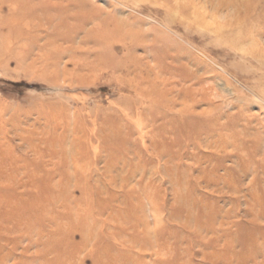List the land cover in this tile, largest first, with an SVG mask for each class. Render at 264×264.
Wrapping results in <instances>:
<instances>
[{"label": "rangeland", "instance_id": "obj_1", "mask_svg": "<svg viewBox=\"0 0 264 264\" xmlns=\"http://www.w3.org/2000/svg\"><path fill=\"white\" fill-rule=\"evenodd\" d=\"M0 264H264V0H0Z\"/></svg>", "mask_w": 264, "mask_h": 264}, {"label": "bare ground", "instance_id": "obj_2", "mask_svg": "<svg viewBox=\"0 0 264 264\" xmlns=\"http://www.w3.org/2000/svg\"><path fill=\"white\" fill-rule=\"evenodd\" d=\"M7 22H11L10 20H8ZM17 22H19V21H17Z\"/></svg>", "mask_w": 264, "mask_h": 264}]
</instances>
